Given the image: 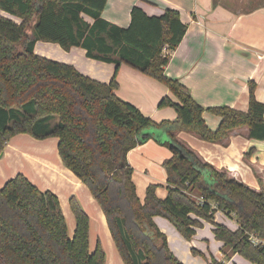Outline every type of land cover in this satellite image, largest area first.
<instances>
[{"label":"trees","instance_id":"16d2710c","mask_svg":"<svg viewBox=\"0 0 264 264\" xmlns=\"http://www.w3.org/2000/svg\"><path fill=\"white\" fill-rule=\"evenodd\" d=\"M106 3L0 0V10L7 14L0 15V154L20 133L56 137L62 165L88 188L102 210L124 264H182L153 216L167 219L185 239L202 220L211 222L223 253L264 264V190L217 169L175 136L184 130L215 142L246 126L250 138L264 141V103L255 98V83L248 84L247 110L201 106L184 84L164 72L169 51L187 29L178 12L166 8L159 15H147L133 5L129 25L120 27L103 18ZM37 41L57 43L65 50L84 48L87 57L113 63V76L108 83L100 82L71 64L40 56L34 52ZM122 63L168 88L170 95L163 96L158 107L174 108L175 119L155 122L117 96ZM204 111L220 117L215 130L205 123ZM148 128L167 137L161 144L171 148L172 156L162 161L166 195L159 198L157 185L149 184L141 202L126 154ZM69 206L75 220L71 236L55 193L40 190L22 173L8 179L0 188V264H104L101 241L89 249V215L75 195L69 197ZM218 210L232 215L238 227L216 223ZM254 238L263 243L255 244ZM208 264L223 262L212 258Z\"/></svg>","mask_w":264,"mask_h":264},{"label":"crops","instance_id":"0c3cea01","mask_svg":"<svg viewBox=\"0 0 264 264\" xmlns=\"http://www.w3.org/2000/svg\"><path fill=\"white\" fill-rule=\"evenodd\" d=\"M133 5H140L147 15H159L166 8L174 9L187 25L181 42L169 51L164 72L184 84L198 104L247 110L250 81L256 85L255 98L264 103V0H107L102 16L120 27H127ZM0 15L7 16L2 10ZM14 20L19 22V19ZM34 52L50 60L71 64L82 74L104 83L110 81L115 70L113 63L89 58L85 49L78 46L65 50L57 43L37 41ZM116 80L117 96L135 105L147 117L156 121L175 119L176 112L172 108L158 107L159 99L170 95L162 83L125 63L120 64ZM202 117L211 130L219 126V116L204 111ZM27 136V133L17 134L6 144L0 156V188L11 175L22 173L25 165L32 177L40 178L44 187L59 198V189L67 188L69 193L71 189L82 188L83 183L62 165L56 137L44 138V149L40 154L22 151L21 142L29 141L32 148L36 144ZM175 136L217 169L227 171L255 190H264V141L250 138L246 126L230 131L224 140L215 142L202 140L184 130L175 132ZM140 138L141 142L126 154L134 171L132 180L143 191L149 184H156V195L163 198L167 190L162 161L172 156V150L154 143L167 140L154 128L142 131ZM150 146H156L153 154L146 150ZM8 156L15 158L18 167L7 165ZM53 184L56 188L50 187ZM100 216L108 228L102 210ZM152 219L165 235L169 250L182 264H208L212 258L223 264H252L237 253L222 252L223 244L215 239L211 222L202 220V226L196 228L194 235L185 239L167 219L161 216ZM214 221L231 229L238 227L232 215L227 216L219 210L214 214ZM106 230L110 235L109 229Z\"/></svg>","mask_w":264,"mask_h":264},{"label":"rangeland","instance_id":"374dc122","mask_svg":"<svg viewBox=\"0 0 264 264\" xmlns=\"http://www.w3.org/2000/svg\"><path fill=\"white\" fill-rule=\"evenodd\" d=\"M159 83H161V82H159ZM167 107H170V106H164V107H159V108H167ZM170 108H172V107H170ZM172 109L174 110V108H172ZM152 120L155 121V122H160V121H156L154 119H152ZM27 137H29L30 139H33L36 142V144H34L33 148H32V147H30V142L29 141H23L20 144L21 147L19 146L22 149V151H26V150H28L29 152L30 151H35V152H40V154H42L43 149H44V146H43L44 144L42 143V141H44V139H37V138L32 137L29 134H28ZM12 138L13 137H11L9 141H11ZM53 138H55V137L51 136V137H48V138H45V139L51 140ZM154 143L157 146H162V147H165V148L168 147V146H166L164 144H160L157 141L154 142ZM154 147H156V146L147 147L146 150L153 154L154 153ZM5 148H6V146H5ZM7 161H8V163H7L8 166H11L13 168L18 167V164H15V158L14 157L8 156L7 157ZM25 166L26 167L24 168V171L28 175H26L24 173V171L23 172L20 171V172L24 173V175L26 177L27 176L30 177L32 179V181H33L32 183L34 185H36V187L39 188L40 190H49V189H46L44 187L45 185L42 184L40 178L32 177L29 174L28 166L27 165H25ZM133 173H134V171H132V174ZM11 177H12V175H11ZM11 177H9V178H11ZM141 177H143V176H141ZM30 178H28V179L31 181ZM47 180H50V179L47 178ZM132 181L134 183V180H132ZM50 184H51V182H50ZM134 185H135V183H134ZM50 187L56 188L55 184L51 185ZM65 189L66 190L59 189L58 191H59L61 199L58 197V195H57V197H58V200H59V204H60L62 213H63L64 218H65L68 234L71 236L73 234L74 227H75L74 216H73V214L71 212V209H70V206H69V197L71 195H75L77 197L81 207L83 208V210H85V212L89 215V219H90L89 249H90V251H93V249L95 247V244H96V241L100 240L102 245H103L104 252H105V263L104 264H124L122 259H121V256H120L118 250L116 249L115 245L112 242V239H111L110 235H108V233H107L106 229H108V228H106V226L104 225V223H103V221L101 219V216H100L101 210H100L99 206L97 205V203L95 202L94 198L92 197L91 193L89 192L88 188L83 184L82 188L80 190H77V191H74V190L71 189V191L69 193H67L68 192L67 188H65ZM65 191H66V193H65ZM135 191H136V194H137L139 200L142 202L143 199H144V194H145L144 191L145 190L143 191L142 189H140V187L138 189L137 186L135 185ZM64 195H65V197H64ZM190 195L192 197L196 198L194 193H190ZM61 204H63V206Z\"/></svg>","mask_w":264,"mask_h":264},{"label":"built area","instance_id":"2783aa9c","mask_svg":"<svg viewBox=\"0 0 264 264\" xmlns=\"http://www.w3.org/2000/svg\"><path fill=\"white\" fill-rule=\"evenodd\" d=\"M254 243H255V244L263 243V241L260 240V239H258V238H254Z\"/></svg>","mask_w":264,"mask_h":264},{"label":"water","instance_id":"95a60500","mask_svg":"<svg viewBox=\"0 0 264 264\" xmlns=\"http://www.w3.org/2000/svg\"><path fill=\"white\" fill-rule=\"evenodd\" d=\"M0 156H2V153L0 154Z\"/></svg>","mask_w":264,"mask_h":264}]
</instances>
